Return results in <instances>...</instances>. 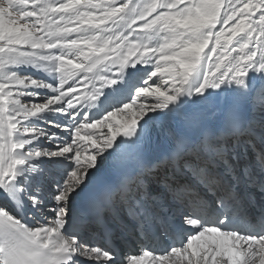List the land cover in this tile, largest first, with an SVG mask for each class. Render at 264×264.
Here are the masks:
<instances>
[{"label": "snow or ice", "instance_id": "1", "mask_svg": "<svg viewBox=\"0 0 264 264\" xmlns=\"http://www.w3.org/2000/svg\"><path fill=\"white\" fill-rule=\"evenodd\" d=\"M126 259L264 264V0H0V264Z\"/></svg>", "mask_w": 264, "mask_h": 264}, {"label": "rangeland", "instance_id": "2", "mask_svg": "<svg viewBox=\"0 0 264 264\" xmlns=\"http://www.w3.org/2000/svg\"><path fill=\"white\" fill-rule=\"evenodd\" d=\"M81 91H83V89H81ZM121 118H122V117H121ZM42 126H43V125H42ZM103 129H104V130H102V131H100V129H99V130H91V129H89L88 131H89V132L96 131V132H98V133H103V132H106V131H107V128H106V127L103 128ZM86 131H87V130H86ZM44 144H46L47 147H48V146H51V145H49V144L47 143V141H45ZM46 146H45V147H46ZM52 146H53V145H52ZM52 146H51V147H52Z\"/></svg>", "mask_w": 264, "mask_h": 264}, {"label": "bare ground", "instance_id": "3", "mask_svg": "<svg viewBox=\"0 0 264 264\" xmlns=\"http://www.w3.org/2000/svg\"><path fill=\"white\" fill-rule=\"evenodd\" d=\"M102 130H104V129H100V131H102ZM87 132H89V131L87 130ZM65 134H66V133H65ZM242 147H243L244 151H246V152H247V150H246V146H245V145H243ZM249 155H251V153H249ZM185 264H186V262H185Z\"/></svg>", "mask_w": 264, "mask_h": 264}]
</instances>
